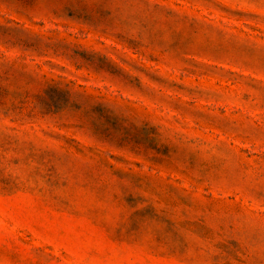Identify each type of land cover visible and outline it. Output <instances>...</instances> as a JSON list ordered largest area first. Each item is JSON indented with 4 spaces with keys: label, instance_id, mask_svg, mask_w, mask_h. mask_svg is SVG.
Listing matches in <instances>:
<instances>
[{
    "label": "rangeland",
    "instance_id": "rangeland-1",
    "mask_svg": "<svg viewBox=\"0 0 264 264\" xmlns=\"http://www.w3.org/2000/svg\"><path fill=\"white\" fill-rule=\"evenodd\" d=\"M0 264H264V0H0Z\"/></svg>",
    "mask_w": 264,
    "mask_h": 264
}]
</instances>
